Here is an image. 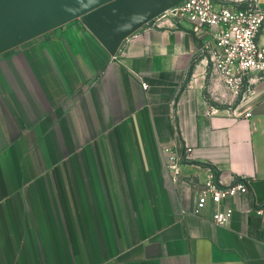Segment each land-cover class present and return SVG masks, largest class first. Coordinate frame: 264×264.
Here are the masks:
<instances>
[{
    "label": "crops",
    "instance_id": "1",
    "mask_svg": "<svg viewBox=\"0 0 264 264\" xmlns=\"http://www.w3.org/2000/svg\"><path fill=\"white\" fill-rule=\"evenodd\" d=\"M206 41L143 25L112 55L70 20L0 53V264H264V82L207 114ZM211 173L249 188L225 225L191 212Z\"/></svg>",
    "mask_w": 264,
    "mask_h": 264
},
{
    "label": "built area",
    "instance_id": "2",
    "mask_svg": "<svg viewBox=\"0 0 264 264\" xmlns=\"http://www.w3.org/2000/svg\"><path fill=\"white\" fill-rule=\"evenodd\" d=\"M184 24L195 34L207 37L202 46L207 57L205 96L211 102L207 114H215L220 105L231 106L243 100L257 83L264 82V43L257 40L264 26V10L256 7L254 0H181L145 25L173 28ZM141 85L143 89L148 87L145 81ZM243 116L249 117L250 112L245 111ZM185 151L181 158L168 154L167 166L174 169L179 162L191 159L192 147L186 146ZM248 189L243 178L232 177L224 183L211 173L202 183L191 212L201 215L210 201L211 220L225 225L233 209L223 203V198Z\"/></svg>",
    "mask_w": 264,
    "mask_h": 264
},
{
    "label": "water",
    "instance_id": "3",
    "mask_svg": "<svg viewBox=\"0 0 264 264\" xmlns=\"http://www.w3.org/2000/svg\"><path fill=\"white\" fill-rule=\"evenodd\" d=\"M181 0H0V53L76 20L114 55L122 40Z\"/></svg>",
    "mask_w": 264,
    "mask_h": 264
},
{
    "label": "rangeland",
    "instance_id": "4",
    "mask_svg": "<svg viewBox=\"0 0 264 264\" xmlns=\"http://www.w3.org/2000/svg\"><path fill=\"white\" fill-rule=\"evenodd\" d=\"M232 1V0H231Z\"/></svg>",
    "mask_w": 264,
    "mask_h": 264
}]
</instances>
